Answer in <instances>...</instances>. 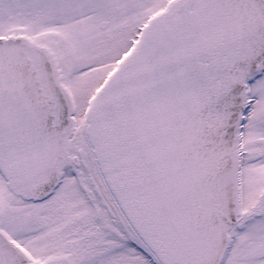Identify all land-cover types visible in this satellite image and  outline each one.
Wrapping results in <instances>:
<instances>
[{
	"label": "snow or ice",
	"instance_id": "obj_1",
	"mask_svg": "<svg viewBox=\"0 0 264 264\" xmlns=\"http://www.w3.org/2000/svg\"><path fill=\"white\" fill-rule=\"evenodd\" d=\"M0 264H264V0H0Z\"/></svg>",
	"mask_w": 264,
	"mask_h": 264
}]
</instances>
